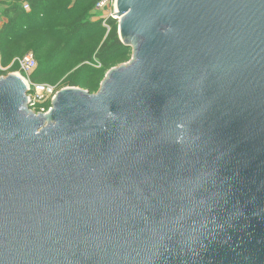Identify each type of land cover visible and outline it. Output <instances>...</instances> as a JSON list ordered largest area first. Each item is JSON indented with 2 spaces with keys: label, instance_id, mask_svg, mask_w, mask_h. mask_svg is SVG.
<instances>
[{
  "label": "water",
  "instance_id": "water-1",
  "mask_svg": "<svg viewBox=\"0 0 264 264\" xmlns=\"http://www.w3.org/2000/svg\"><path fill=\"white\" fill-rule=\"evenodd\" d=\"M116 10L96 92L0 76V264H264V0Z\"/></svg>",
  "mask_w": 264,
  "mask_h": 264
},
{
  "label": "trees",
  "instance_id": "trees-1",
  "mask_svg": "<svg viewBox=\"0 0 264 264\" xmlns=\"http://www.w3.org/2000/svg\"><path fill=\"white\" fill-rule=\"evenodd\" d=\"M99 1L0 0V9L7 17L0 26L3 63L31 50L37 61L29 74L31 81L54 82L72 70L64 78V85L95 92L98 86L88 75L99 81L130 52V47L119 39L115 18L101 15L92 19L90 10ZM24 2L29 4V10L24 8ZM96 63L100 66L96 67ZM14 68L18 69L16 61Z\"/></svg>",
  "mask_w": 264,
  "mask_h": 264
},
{
  "label": "built area",
  "instance_id": "built-area-1",
  "mask_svg": "<svg viewBox=\"0 0 264 264\" xmlns=\"http://www.w3.org/2000/svg\"><path fill=\"white\" fill-rule=\"evenodd\" d=\"M26 10H29V4L23 3ZM97 9L104 11V18L110 16L118 20V16H113L116 13V0H100L96 4ZM105 23V22H104ZM18 65V75H20L27 85V105L34 113H46L51 108V100L53 96L60 90L56 85L42 82H33L29 78L37 67V61L32 53H26L15 59Z\"/></svg>",
  "mask_w": 264,
  "mask_h": 264
},
{
  "label": "rangeland",
  "instance_id": "rangeland-1",
  "mask_svg": "<svg viewBox=\"0 0 264 264\" xmlns=\"http://www.w3.org/2000/svg\"><path fill=\"white\" fill-rule=\"evenodd\" d=\"M90 12L92 13V19H94V20H95V19H99L100 16L103 14V10H101V9H97L96 6H95L92 10H90ZM6 19H7V17L2 13V10L0 9V26H1V24H2L4 21H6ZM129 47H130V52L128 53L127 59H126L125 61L121 62V63H118V64L112 66V67H116V66H118V65H121V64L127 63V62L131 59V56H132V47H131V46H129ZM26 53H32V54L34 55L33 51H31V50H30V51H27V52H25V53H23V54H26ZM23 54H22V55H23ZM34 56H35V55H34ZM18 57H19V56H18ZM16 58H17V57L11 59L9 62H5V63H3V61H2V59H1V57H0V76H5V75H7V74H9V73H16V74H19V73H18V72H19L18 69H15V68H14V61H15ZM86 63H87V61H86ZM95 66H96V67H99L100 64H97V63H96ZM107 71H108V70H107ZM107 71L104 73L103 77H102L99 81L95 80V78L93 77V75H92V76H91V75H88L89 80H90V81H94V83L97 84L98 87H97L96 91L99 89L100 84H101L102 80L104 79V77H105ZM69 72H72V70H70ZM69 72H67L66 74L62 75V76L59 77L57 80H54V82H53V81L50 82V81L44 80L42 83H49V84L56 85L59 89L64 88V87H68V85H64L63 80H64V78L66 77V75H67ZM76 87H79V88H81V89L87 90V89H85V88H83V87H80V86H76ZM96 91H95V92H96Z\"/></svg>",
  "mask_w": 264,
  "mask_h": 264
},
{
  "label": "crops",
  "instance_id": "crops-1",
  "mask_svg": "<svg viewBox=\"0 0 264 264\" xmlns=\"http://www.w3.org/2000/svg\"><path fill=\"white\" fill-rule=\"evenodd\" d=\"M102 15H104V11H103V14Z\"/></svg>",
  "mask_w": 264,
  "mask_h": 264
}]
</instances>
